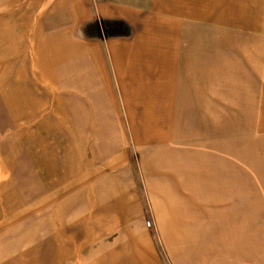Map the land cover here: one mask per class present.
I'll return each instance as SVG.
<instances>
[{"label":"rangeland","instance_id":"374dc122","mask_svg":"<svg viewBox=\"0 0 264 264\" xmlns=\"http://www.w3.org/2000/svg\"><path fill=\"white\" fill-rule=\"evenodd\" d=\"M194 1L201 40L231 48L235 72L262 76L263 115L231 162L183 154L180 175L145 172L119 101L79 77L71 46L104 42V21L85 28L94 36L52 35L63 13L0 0V264H264V0Z\"/></svg>","mask_w":264,"mask_h":264},{"label":"crops","instance_id":"0c3cea01","mask_svg":"<svg viewBox=\"0 0 264 264\" xmlns=\"http://www.w3.org/2000/svg\"><path fill=\"white\" fill-rule=\"evenodd\" d=\"M38 3L50 7L48 16L63 13L69 21L52 35L94 36L85 28L95 30L96 19L111 29L104 42L82 38L71 47L79 54V77L98 78L119 101L125 122L120 128L130 133L145 172L150 167L182 173L175 165L187 162L183 154L197 156L187 163L198 166L211 163L213 156L217 164L229 163L231 148L245 140L240 134L262 126V76L247 77L245 68L235 72L239 64L231 48L201 40L208 31L198 30L195 1L194 7L191 0H34ZM213 5L206 7L205 17ZM121 28L126 33H118ZM60 42L47 44L56 53L64 50L53 45ZM33 207L16 216V227L32 216Z\"/></svg>","mask_w":264,"mask_h":264}]
</instances>
